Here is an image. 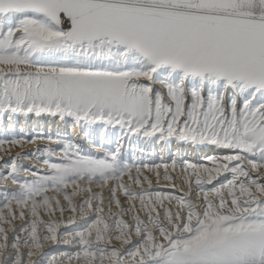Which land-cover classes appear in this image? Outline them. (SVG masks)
<instances>
[{
	"label": "snow or ice",
	"instance_id": "6c2138e0",
	"mask_svg": "<svg viewBox=\"0 0 264 264\" xmlns=\"http://www.w3.org/2000/svg\"><path fill=\"white\" fill-rule=\"evenodd\" d=\"M0 161V264H264V0H0Z\"/></svg>",
	"mask_w": 264,
	"mask_h": 264
},
{
	"label": "bare ground",
	"instance_id": "6f19581e",
	"mask_svg": "<svg viewBox=\"0 0 264 264\" xmlns=\"http://www.w3.org/2000/svg\"><path fill=\"white\" fill-rule=\"evenodd\" d=\"M33 127H35V125H33ZM41 127H44L43 125H41ZM61 129V127L59 126V125H56V126H53V125H51V124H49L48 126H47V131H54V129ZM76 131H78V129L76 130ZM75 133H73V135H74ZM32 147H34V146H32ZM152 148H154V150H157V148L158 149H160V154L163 156V158H164V160H166L167 158H165V155H166V152L168 151V149L166 148V147H161L159 144H157V145H154V146H152ZM162 149H163V151H162ZM26 150H31V148H29V149H14L11 153H10V155H16L17 154V152H21V151H26ZM189 152H187V154H188ZM191 158H196V154L195 153H192V152H190V155H189ZM159 157H160V155L158 156V157H156V160H157V162H159ZM4 159H8V156H5L4 157ZM3 163V161H0V164H2ZM22 222H17V227H19L20 226V224H21ZM52 248V246L51 245H49L46 249H45V251H48V250H50Z\"/></svg>",
	"mask_w": 264,
	"mask_h": 264
},
{
	"label": "rangeland",
	"instance_id": "374dc122",
	"mask_svg": "<svg viewBox=\"0 0 264 264\" xmlns=\"http://www.w3.org/2000/svg\"><path fill=\"white\" fill-rule=\"evenodd\" d=\"M46 130H47V128H46ZM54 131H63V129L61 128H59V129H54ZM153 151L156 153V157H158L159 155L161 156V154H160V149H158L157 148V150H154V148H153ZM162 151H163V149H162ZM186 155L188 156V158H190V159H193V158H191L189 155H190V152L187 154L186 153ZM156 157H155V159H156ZM165 158H167L166 160H168V158H169V151H167L166 152V155H165ZM196 158H194L193 160H195Z\"/></svg>",
	"mask_w": 264,
	"mask_h": 264
}]
</instances>
